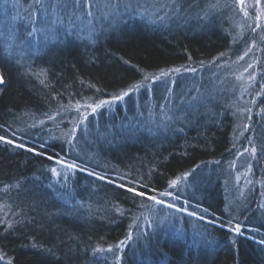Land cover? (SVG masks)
Segmentation results:
<instances>
[{
	"label": "trees",
	"instance_id": "obj_1",
	"mask_svg": "<svg viewBox=\"0 0 264 264\" xmlns=\"http://www.w3.org/2000/svg\"><path fill=\"white\" fill-rule=\"evenodd\" d=\"M99 4L0 0V264H264V0ZM239 74L244 115L215 93Z\"/></svg>",
	"mask_w": 264,
	"mask_h": 264
},
{
	"label": "rangeland",
	"instance_id": "obj_2",
	"mask_svg": "<svg viewBox=\"0 0 264 264\" xmlns=\"http://www.w3.org/2000/svg\"><path fill=\"white\" fill-rule=\"evenodd\" d=\"M91 24V21H89ZM229 75V73H223L219 80L225 81V76ZM241 76L239 74L237 77L229 76L227 83L221 85L216 90L219 99H229L230 102H219L220 105L224 103L227 106L234 107L237 112L246 113L248 111V103L246 101V94L248 92L247 87L241 83ZM222 78V79H221ZM243 78V76H242ZM210 95L213 93L210 92ZM221 101V100H220ZM193 103V102H192ZM230 103V105H228ZM190 105L189 102H180L179 103V115L183 113L184 109ZM244 122V118L239 119V127L242 128V123ZM253 122V121H252ZM251 131H253L252 135L255 136L257 134L258 137L262 138V143L264 144V120L262 122L255 123L253 122V126L250 127ZM247 131L248 129L244 128L243 131ZM250 131V130H249ZM257 137V138H258ZM234 164L230 166L225 165L220 170L222 174L224 186H227L229 190V195L231 196V201L233 205V200H238L237 203L245 204L252 197L254 192V183H252V168L249 165L248 156L240 155L236 160L233 161ZM201 180V179H200ZM262 205L260 206L259 212L257 216L253 219L264 224V199L262 200Z\"/></svg>",
	"mask_w": 264,
	"mask_h": 264
},
{
	"label": "snow or ice",
	"instance_id": "obj_3",
	"mask_svg": "<svg viewBox=\"0 0 264 264\" xmlns=\"http://www.w3.org/2000/svg\"><path fill=\"white\" fill-rule=\"evenodd\" d=\"M71 5L74 9H80L81 7H83L84 10V14H86L88 17H92L93 13L91 11V9L93 7H99V0H70ZM238 2L242 5L244 3V0H238ZM33 3L35 5H38L41 9H43L44 11H47L48 7L52 8V12L53 15L55 16V20L53 21L54 23H63V18L59 16L57 9L58 8H62V7H68L69 4V0H54L53 3L49 4L47 3V0H33ZM112 5H110V3H105L104 7H110ZM75 14V13H73ZM257 19H259V17H257ZM36 29L34 28L33 31H35ZM50 31H53V29H50ZM28 35H32L31 32L28 33ZM223 55V54H222ZM176 71H179V69H176ZM145 79H147V77H145ZM4 83L3 77L0 76V84ZM133 89H137L138 86L137 85H133L132 86ZM128 95V92H124L122 95H117L113 97V100H122L124 96ZM110 102L107 100H102L100 101L98 104L95 105V107H93V112L96 111L97 108L109 104ZM91 107V106H90ZM3 137H0V140H3ZM7 143H12V141H7ZM19 147H24L23 145H19ZM29 151H32V149H29ZM255 151V149H253V152ZM49 159H51V157H49ZM59 163V161H58ZM68 168H75L76 165L74 164H68L67 165ZM53 174H57L56 173V169H52ZM101 179H103V177H101ZM176 183V181H172L171 184L174 185ZM121 187H124L123 185H121ZM128 191L130 192H134L135 195H140L143 196L144 193H139V192H135L134 189H128ZM161 195H164V193H162ZM149 199L155 200L156 203H163V201L160 200H156L155 197H149ZM169 207H174V205H168ZM190 215H194V213H189ZM234 232L239 233L240 232V227L236 226L233 229ZM123 243V242H121ZM261 244H264V240L260 241ZM109 251H111V249H109ZM0 259H3L2 256H0Z\"/></svg>",
	"mask_w": 264,
	"mask_h": 264
}]
</instances>
